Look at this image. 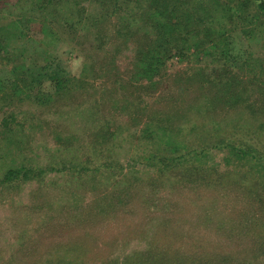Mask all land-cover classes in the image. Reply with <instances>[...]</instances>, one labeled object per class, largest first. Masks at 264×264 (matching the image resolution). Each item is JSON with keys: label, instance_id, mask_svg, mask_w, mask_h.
<instances>
[{"label": "trees", "instance_id": "1", "mask_svg": "<svg viewBox=\"0 0 264 264\" xmlns=\"http://www.w3.org/2000/svg\"><path fill=\"white\" fill-rule=\"evenodd\" d=\"M85 3L106 9L111 15L119 14V21L107 39L101 33L89 36L92 27H100L103 17L99 13L90 15ZM5 5L0 6V137L3 141L0 151L6 148L5 155L11 159L0 172V188L22 187L34 181L41 185L49 175L61 172H69L79 183L83 174L96 178L102 169L108 171V179L123 185L126 178H120L124 167L121 156L132 150L130 163L134 167L138 164L154 167L151 181L163 184V178L176 177L187 184L200 180L205 185L234 187L247 195L249 206L255 205L261 218L264 216V85L252 82L245 74L252 73L255 64L264 66L260 60L252 64L249 57L237 64L241 54L232 48L226 34V22L238 18L247 25L244 30L247 35L253 32L264 35V0H17L13 5H18L20 11L26 8V14L16 15L2 14ZM135 10L141 12L139 19L130 18ZM32 23L39 25L40 42L45 45H53L60 39L61 30L68 32L78 46L88 42L98 51L105 50L106 55L99 54L101 58L87 55L77 76L69 74L59 63L51 62L45 49L38 51L36 61L28 64L27 49L20 42ZM128 50L132 54L123 73L116 60ZM177 56L191 66L169 77L174 91L164 93L161 82L167 64ZM235 67L239 72L233 70ZM249 76L258 80L256 75ZM95 81H99L97 88L102 93L122 92L121 98H110L115 107L123 99L122 108L134 103L138 106L136 111L142 106L143 111L132 116L130 124H123L114 116H103L100 103L95 100L85 113L79 111L81 126L72 128L71 136L64 140L57 136V142L64 145L62 153H52L51 162L45 165L27 164V155L33 147L26 130H32L35 125L26 116L19 120V113H24L22 105L67 106L71 100L82 97V92ZM45 82H50L52 92L43 91ZM108 83L113 85L112 90H107ZM156 94L158 104H151L147 110L145 99ZM189 108L212 124L211 134L206 123L183 122L188 113L185 109ZM230 109L238 112L233 123L223 116ZM86 129L91 138L84 145L75 146V137ZM194 139L200 141L198 146L194 145ZM21 147L25 154L18 161L14 149ZM215 155L220 156V161L214 163L222 168L217 172L208 164L209 156L214 161ZM246 165L249 170L256 168L257 175L245 169ZM100 209L106 206L101 205ZM45 230L47 227L39 234ZM252 241L257 246L253 247L254 251L264 249V229L256 232ZM155 248L135 254L136 257H129L121 264H232L226 256L189 258L177 254V250ZM29 249L25 250L27 255ZM68 253L58 254L55 261L50 258L46 264L86 263L83 254L81 259L74 252ZM26 260L25 264L31 263Z\"/></svg>", "mask_w": 264, "mask_h": 264}, {"label": "rangeland", "instance_id": "2", "mask_svg": "<svg viewBox=\"0 0 264 264\" xmlns=\"http://www.w3.org/2000/svg\"><path fill=\"white\" fill-rule=\"evenodd\" d=\"M16 1L1 2L0 6L6 4L2 14L6 15L7 12L15 15L22 12L26 14V8L20 11L18 5H13ZM85 6L90 15L95 16L99 13L103 17L100 27H92L89 36L101 33L104 39H107V34L119 21V14L111 15L110 12H105L106 9L96 8L89 3H85ZM140 15V10H135L130 18L134 19L133 16H136L139 19ZM246 26L245 22L238 18L226 22L228 30L226 34L233 45L232 48L241 54L237 64L241 65L243 59L249 57L253 60L252 64L260 60L264 66V35L256 32H253L256 35H252V32L251 35H247L244 31ZM52 28L56 31L55 27ZM26 34L20 43L27 49L28 64L36 61L38 51L45 49L51 56L49 58L51 62L59 63L69 74L77 76L87 55L95 58L106 55L105 50L98 51L88 42L84 46H78L68 32L61 30L60 39L53 45H45L40 42L42 35L37 23L30 24ZM131 54V50L124 51L116 60L123 73L128 68ZM190 66L187 60H182L178 56L170 60L165 71V79L161 82L162 92L174 91L172 87L174 83L168 81V78ZM233 70L239 72L238 67ZM245 74L252 82L264 85V67H260L259 64L253 65L252 73ZM248 75H256L258 80ZM98 83L99 81H95L86 92H82L84 94L82 97L71 100L67 106L50 107L30 103L22 105L21 110L24 113H19V120L26 116L33 119L35 125L32 130H26L30 136L29 144L33 147L27 155L29 158L27 164L32 162L31 164L35 166L45 165L51 162L49 160L52 159V153H62L64 145L63 142H57V136L60 135L63 140L71 136L72 128L81 126L79 111L84 110L85 113L95 100L100 103L102 108L100 112L103 116H114L123 124H130L132 116L143 111V106L136 111L138 106L134 103L122 108L123 99L115 107L110 98L119 99L122 92L120 95L107 91L102 93L97 88ZM106 86L107 90L113 89L110 83ZM42 88L45 92L53 90L50 82H45ZM157 97L156 94L145 99L147 110L151 104H158ZM127 100H131V97L127 96ZM198 103L207 106V103L203 104L199 100ZM185 110H188V113L182 120L186 125L206 123L207 132L210 134L213 132L210 129L212 124L208 120L199 118L192 108ZM218 115L225 116L226 120L233 123L238 112L230 109L223 116L219 113ZM132 126L130 130L134 128ZM1 129L0 127V131ZM228 134H231V130ZM91 136L87 129L85 133H78L74 145H84V141L87 142ZM194 142L195 146L200 144L197 139H194ZM0 144H3L1 137ZM131 151L121 156L124 167L120 178L123 176L126 178L123 185L108 179V171L102 169L96 178L83 174L79 183L72 179L69 172H61L49 175L40 183L41 185L34 181L22 187L2 186L0 264H25L26 259L31 262L30 264H46L50 258L54 260L55 256L64 252L66 254L74 252L79 258L83 254L84 259H81L86 262L85 264H103L111 261L121 264L129 257H136L135 254L156 250L155 247L162 251L177 250V254L189 258L206 259L211 256L210 259H220L226 256L230 257L232 264H264V249L254 251L253 247L257 246H254L252 241L254 234L264 229V216L261 218V213L256 210L255 205L249 206L250 200L245 193L234 187L211 183L205 185L206 182L200 180L191 184L184 183L176 177L163 178V184L157 182L158 180L151 181L149 178L155 171L154 167H145L144 164L134 167L135 164L130 163L133 153ZM6 153H8L6 148L0 151V172L11 159L5 155ZM24 154L22 147L14 149L18 161ZM83 156L82 154L81 157ZM212 156H209L208 164H212V169L215 168L216 172L222 170L214 163L220 161V156L215 155L214 161ZM179 167L181 168V165ZM245 167L247 170L250 169L247 165ZM183 170L184 168H181L180 173L183 174ZM249 171L256 174V168ZM175 172L178 174L179 171ZM175 172L169 174L175 175ZM136 173L140 179L134 177ZM72 183L77 186H73ZM101 205H105L106 209L101 210ZM46 227L47 230L39 234ZM151 243H155L156 246H150ZM28 247L31 248L28 251L29 255L25 251Z\"/></svg>", "mask_w": 264, "mask_h": 264}]
</instances>
